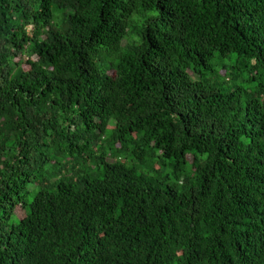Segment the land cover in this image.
I'll list each match as a JSON object with an SVG mask.
<instances>
[{
  "label": "trees",
  "instance_id": "trees-1",
  "mask_svg": "<svg viewBox=\"0 0 264 264\" xmlns=\"http://www.w3.org/2000/svg\"><path fill=\"white\" fill-rule=\"evenodd\" d=\"M0 264H264V0H0Z\"/></svg>",
  "mask_w": 264,
  "mask_h": 264
},
{
  "label": "rangeland",
  "instance_id": "rangeland-1",
  "mask_svg": "<svg viewBox=\"0 0 264 264\" xmlns=\"http://www.w3.org/2000/svg\"><path fill=\"white\" fill-rule=\"evenodd\" d=\"M158 15L159 14L156 12H150V13H146L144 15L138 14V15H135L132 20L136 23L137 26H139V25L141 26L144 24V22L148 18H150V17L156 18ZM156 23H157L158 27L162 28L163 25L160 21H157ZM125 44H126V42H125ZM189 73L192 77H194L192 72H189ZM245 79H246V75H242V79L238 82V84L241 85L243 88L247 87V84L244 82ZM162 172H163V176H166V175H170L172 173V170L170 168H168ZM153 175H156V174L153 173ZM17 216L19 218H23L25 216V212L22 209H18L17 210ZM18 217H16L15 220L19 219Z\"/></svg>",
  "mask_w": 264,
  "mask_h": 264
}]
</instances>
